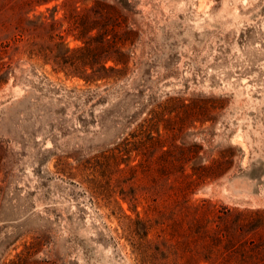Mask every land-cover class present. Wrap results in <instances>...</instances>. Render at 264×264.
I'll return each mask as SVG.
<instances>
[{"label": "rangeland", "instance_id": "obj_1", "mask_svg": "<svg viewBox=\"0 0 264 264\" xmlns=\"http://www.w3.org/2000/svg\"><path fill=\"white\" fill-rule=\"evenodd\" d=\"M39 13L44 26L33 33L43 50L61 51L48 39L57 35L69 49L115 44L94 61L126 62L104 63L117 80L85 84L51 55L18 54L0 34L10 66L0 81V264H205L198 245L177 243L187 235L155 233L176 216L171 207L148 216L146 235H133L103 202L134 220L122 201L135 194L143 218V192L151 204L177 180L175 170L211 162L225 173L198 184L189 204L227 209L226 237L253 239L264 254V226L252 215L264 212V0H57ZM83 70L100 68L74 71ZM151 111L144 150L130 146L104 167L103 154ZM192 153L190 162L174 161ZM159 169L171 175L157 185Z\"/></svg>", "mask_w": 264, "mask_h": 264}, {"label": "trees", "instance_id": "obj_2", "mask_svg": "<svg viewBox=\"0 0 264 264\" xmlns=\"http://www.w3.org/2000/svg\"><path fill=\"white\" fill-rule=\"evenodd\" d=\"M52 1L57 0H0V34H9L6 40L11 41L14 44V49L18 54L27 56L29 59L38 57L45 59L48 55L52 57V64L59 70L64 72L67 77H75L82 80L85 84H93L97 81L114 80L119 77V72L114 68L116 65H125L126 60L124 57H117V59H103L98 63L94 60L98 59L105 49L107 51L113 49L119 50V47H114L115 44H101L99 47L90 48V46L83 42L81 46L69 49L64 40L59 36H49L50 41H54L52 46L57 48L61 47L59 53H52L53 50H43L41 45L35 42L34 31L37 28L44 26L42 14L34 15L36 7L44 6ZM55 8V7H54ZM72 30L78 31V23L72 21ZM78 39V38H77ZM2 40H5L2 39ZM8 43L0 41V81L6 75L7 69L10 67L8 62H3V57L7 55ZM91 58V62L90 59ZM89 61V62H88ZM107 61L113 62V67L104 68V63ZM97 66L100 71L91 70L90 72L74 71L76 69L84 68L86 66ZM4 68V70H3ZM70 69V70H69ZM73 69V70H71ZM117 80V79H116ZM155 112L149 113V118L142 120L138 123L134 130L121 139V141L112 150L106 151L102 159V165L104 167L111 164H117V161L122 156L128 155L130 152V146H133L135 150L142 152L146 147V143L142 141L146 133L151 134L149 123L153 122ZM147 139L152 140L150 138ZM130 140H135L131 142ZM157 140V139H156ZM155 139L153 138V143ZM173 156V155H172ZM175 162L181 161L182 164L190 162L195 159L194 153L188 156H173ZM96 164L101 166V162ZM167 164H169L167 162ZM218 164L211 162L208 166H195L191 169V173H185L184 169L180 168L175 170L179 174L177 180H173V184H169L167 191L157 192L154 199H151V204L147 203L149 195L146 192L142 194V200L145 202L143 209V218H138L139 213L135 212L136 205L138 204V197L132 194L126 201L127 209L135 214V219L130 220L127 216H123L117 202H103L107 208L115 214L117 211L119 216L126 220L124 229L130 234L137 235L138 231L146 235L151 229L149 215L161 214L167 207H171L176 216L174 219L167 222L163 221L156 224L155 233L157 236H164L167 232H170L171 237H179L187 235L188 240L182 242L177 241L180 244L198 245L203 252H205V259H201L205 264H264V254H261L262 250L258 249L253 239L247 241H231L224 233V223L228 216L229 211L224 208L214 210L213 206L202 200L198 205L189 204L188 195L192 193L194 188L198 184L216 180L225 173L226 169L220 170ZM132 169V168H128ZM168 170H155L159 173L155 177V183L157 184L160 178L165 177L168 180L170 172ZM154 172H149L148 176H151ZM171 182V183H172ZM158 185V184H157ZM91 194L95 195V189ZM156 197L158 199L156 200ZM97 198V196H96ZM100 202L95 200V205H99ZM114 212V213H113ZM254 220L260 222L264 226V212H253Z\"/></svg>", "mask_w": 264, "mask_h": 264}]
</instances>
